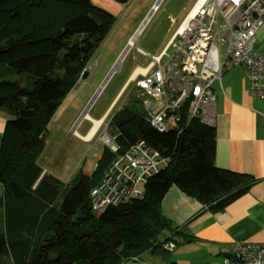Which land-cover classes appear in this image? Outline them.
I'll use <instances>...</instances> for the list:
<instances>
[{
	"label": "trees",
	"instance_id": "16d2710c",
	"mask_svg": "<svg viewBox=\"0 0 264 264\" xmlns=\"http://www.w3.org/2000/svg\"><path fill=\"white\" fill-rule=\"evenodd\" d=\"M116 20L91 0H0V110L8 116L0 148V264H124L145 255L166 260L180 241L191 240L161 210L169 189L221 212L257 183L215 165L214 129L188 111L180 130L152 128L144 97L116 112L111 134L106 131L120 154L144 141L169 160L144 186L143 199L100 215L92 210L91 191L114 159L107 148L91 175L79 170L64 183L44 173L39 159L49 124Z\"/></svg>",
	"mask_w": 264,
	"mask_h": 264
},
{
	"label": "built area",
	"instance_id": "2783aa9c",
	"mask_svg": "<svg viewBox=\"0 0 264 264\" xmlns=\"http://www.w3.org/2000/svg\"><path fill=\"white\" fill-rule=\"evenodd\" d=\"M263 25L264 0H197L162 53L151 57V70L135 80L147 98L144 107L151 127L160 133L180 130L184 110L191 119L214 127L212 86L221 80L225 68L245 67L251 94L264 96V53L256 50L257 33ZM137 51L147 57L139 47ZM106 131L100 140L114 159L91 191L92 210L97 215L109 207L143 199L144 186L169 164L144 141L120 154V147ZM72 135L78 136L77 131ZM224 264H264V244H235Z\"/></svg>",
	"mask_w": 264,
	"mask_h": 264
},
{
	"label": "crops",
	"instance_id": "0c3cea01",
	"mask_svg": "<svg viewBox=\"0 0 264 264\" xmlns=\"http://www.w3.org/2000/svg\"><path fill=\"white\" fill-rule=\"evenodd\" d=\"M91 1L97 7L114 16L121 15L122 5L113 0ZM154 1L149 5L150 8L154 5ZM147 11L148 8L146 7ZM143 19L144 16L137 19L132 29L130 26L127 28L123 47L117 57H119L127 43H130L133 39L141 27L139 25ZM178 28L171 35H169V31L163 34L162 39L158 42L159 53L156 55L150 56L145 50L138 47L147 56H159ZM256 50L264 53V25L257 33ZM119 59L99 91L112 77V72L115 70ZM148 65L146 67L137 66L131 72L100 119L94 120L89 115L87 117L90 120L85 118L91 122V126L87 129L85 135L78 134L81 141L90 143L94 140L101 124L111 115L126 90L132 89L135 80L142 79L143 75L151 70ZM107 68L106 73L110 69L108 66ZM96 72H89L87 69L85 73L88 76L81 80L94 79L95 81L98 78ZM106 73L101 74L100 78ZM212 88L216 97L215 126L212 127L216 142L215 165L222 170L252 176L257 180V183L251 187L247 194L231 203L221 212L203 209V205L196 198L184 194L176 187H172L161 202V210L165 217L184 236L189 237L191 240L188 242L180 241L166 260L158 256L145 255L140 261L124 264H224L231 256L235 244H264V96L254 97L251 94L247 70L242 66L225 68L221 80L216 81ZM7 120V114L0 110V148ZM96 122L101 124L92 134ZM76 126L77 124L70 131L69 136H73L72 131L76 130ZM2 191H0V194ZM0 230H4V210H0Z\"/></svg>",
	"mask_w": 264,
	"mask_h": 264
},
{
	"label": "rangeland",
	"instance_id": "374dc122",
	"mask_svg": "<svg viewBox=\"0 0 264 264\" xmlns=\"http://www.w3.org/2000/svg\"><path fill=\"white\" fill-rule=\"evenodd\" d=\"M153 1L154 0H131L128 4L122 5L121 15L115 16L117 20L114 27L108 32L94 58L87 66L89 72L97 71L96 74L98 78H96L95 81L94 79L81 80L85 76H88L87 73L82 75L77 84V88H74L67 95L49 124V135L46 138V146L39 159V164L44 169V173H51L64 183L69 182L79 170H82L84 174H92L96 168L99 157L102 156L106 150L104 143L100 140V136L105 129L108 131V134H111L108 129L110 128L116 112L132 102V99L135 97H144V101L147 100L141 91L134 87H132V89L129 88L122 95L120 101L118 103L116 102L117 105H114L115 108L111 112V115H109L106 121L101 125L98 134L92 142H83L76 135L69 136L70 131L76 124V131L80 135H85L87 129L91 126V122L88 119L79 122L78 120L82 113L88 108L93 98L96 97L101 85L111 73L119 57H121L126 50L129 43H127L119 57H117L119 51L123 47L127 28L130 26L132 29L137 19H141L143 16L144 19L148 17L159 0H155L154 5L150 8L149 5ZM196 2L197 0L160 1V4L139 35L140 39L137 40V45L128 51L124 60L119 63L118 69L104 86L101 93L97 95L93 105L88 110V115L91 118L98 120L104 115L131 72L137 66L146 67L149 64L152 60L150 56L159 53L157 45L160 39H162L163 34L169 31V35H171L185 20L188 12ZM146 7L148 8L147 12ZM144 19L140 22L139 27L143 24ZM138 46L145 50L150 56H140L137 53ZM112 64L113 66L110 68ZM107 66L110 69L106 73V69H108ZM103 73H106V75L104 74L105 77L103 75L102 78H100ZM80 110L81 112H79ZM17 164L18 161L5 173V180L11 176ZM0 187V191H2L3 185L1 182Z\"/></svg>",
	"mask_w": 264,
	"mask_h": 264
},
{
	"label": "water",
	"instance_id": "95a60500",
	"mask_svg": "<svg viewBox=\"0 0 264 264\" xmlns=\"http://www.w3.org/2000/svg\"><path fill=\"white\" fill-rule=\"evenodd\" d=\"M160 1H161V0H159V1L155 4L154 9H152V11H151L150 14L148 15V17H146V20L143 22V24L141 25V27L139 28V30L137 31V33L135 34V36L133 37V39H132V40L130 41V43L128 44L126 50H125L124 53L121 55V57H120V59H119V61H118V64H117V66H116V68H115V70L118 69L117 67L119 66V63H121V61L124 60V58L126 57L128 51L131 49V47L137 45L136 42H137V40L139 39V35L141 34L143 28L145 27V25L147 24V22L149 21V19H150L151 16L153 15L154 11L156 10V8L158 7V5L160 4ZM115 70L112 72V74H114ZM84 74H85V72L83 73V75H84ZM110 76H111V75H110ZM108 79H109V78H108ZM104 86H105V85H104ZM104 86L101 88L100 91H98L97 95H98L99 93H101V91H102V89L104 88ZM97 95H96V97H97ZM96 97L93 98V100L91 101V103H90V105L88 106V108L84 111V113H83L82 116L80 117L79 121H82L83 119L87 118V116H88V110H89L90 107L93 105V103H94Z\"/></svg>",
	"mask_w": 264,
	"mask_h": 264
},
{
	"label": "bare ground",
	"instance_id": "6f19581e",
	"mask_svg": "<svg viewBox=\"0 0 264 264\" xmlns=\"http://www.w3.org/2000/svg\"><path fill=\"white\" fill-rule=\"evenodd\" d=\"M100 124H101L100 122H96L95 123V126H94V129L92 131V134L96 131V129L99 127Z\"/></svg>",
	"mask_w": 264,
	"mask_h": 264
}]
</instances>
